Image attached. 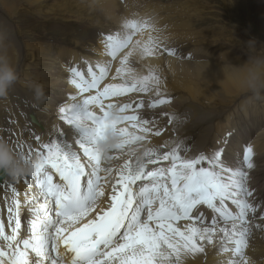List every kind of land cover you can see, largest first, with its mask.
Masks as SVG:
<instances>
[{"label":"snow or ice","instance_id":"snow-or-ice-1","mask_svg":"<svg viewBox=\"0 0 264 264\" xmlns=\"http://www.w3.org/2000/svg\"><path fill=\"white\" fill-rule=\"evenodd\" d=\"M155 32L148 20L125 17L101 35L103 62L68 65L73 91L58 106L60 126L46 139L33 133L36 147L24 154L33 171L2 172L0 264H187L208 247L224 264H250L252 226L264 221V196L248 183L253 148L245 144L233 162L231 132L194 153L171 138L153 144L164 124L140 110L170 101L159 75L134 76L131 60L136 50L144 60L175 54ZM63 126L83 132L70 151L57 140Z\"/></svg>","mask_w":264,"mask_h":264},{"label":"bare ground","instance_id":"bare-ground-1","mask_svg":"<svg viewBox=\"0 0 264 264\" xmlns=\"http://www.w3.org/2000/svg\"><path fill=\"white\" fill-rule=\"evenodd\" d=\"M26 1L33 7L35 3L40 4L44 0ZM103 2L105 6L101 3V7L106 10L98 13L101 14L99 18L105 16L106 20L113 24L112 28L101 26L102 29L99 27L95 29L96 26H91L88 36L69 26L63 31H56L54 28L43 29V32L46 31L48 34L47 37L55 35L56 38L52 36L49 40L47 38L44 41L33 40L35 43L33 41L28 43L20 41V38L15 36L16 27L10 20L15 7L20 2L0 0V50L2 51L0 58L6 59L16 69L21 80L10 90L7 98L0 99V137H7L22 144L21 153L26 154L30 145L36 147L32 139L33 133L46 139L53 125L60 126L57 118L58 106L63 104L73 91L67 79V67L70 63L83 68L81 62L84 60L93 63L97 60L103 62L106 57L103 54L101 35L118 31L125 17L145 19L154 26L158 25L155 19L149 21L156 9L147 5L141 10L135 9L140 0H104ZM90 20L94 23L95 19ZM196 49L181 51L175 55L161 54L148 60L139 57H133L131 60L138 75L153 71L161 76L163 94L170 101L155 109L140 110L147 118L164 124L161 135L153 137L152 142L158 144L171 138L179 141L182 146H187L194 153L210 145L215 146L221 138L231 132L233 135L230 137L232 143L229 158L235 162L245 144L252 146L254 167L249 172L248 183L257 197L264 196V89L254 94L249 86V71L255 69L264 73V70L260 69L261 67L237 62L235 59L225 60L223 56ZM114 67L115 64L113 72ZM164 75L167 80L163 79ZM24 81H36L42 84L48 99L44 103L37 104L32 92L24 86ZM196 86L202 88L199 90ZM179 89L182 92L178 91ZM132 95L134 94H130ZM204 95L208 99L217 98L221 106L217 105V110H211L212 113L207 114L205 119H197L199 110L203 108L199 109L195 105V100H201ZM144 99L147 102L151 97ZM218 108L221 109L218 111ZM185 111H189V114H184ZM152 113H169L175 119L173 124L169 125L166 123L167 116H154ZM14 122L17 125H14ZM82 135L81 130L63 126L62 134L58 135L57 140L65 150L70 151L74 149ZM16 186L23 193L25 185L22 180ZM0 219L7 221L3 185H0ZM256 224L264 226V221L259 219L254 221L246 251L250 257V264H264V227L257 228ZM225 259L226 256L219 255L215 247H208L206 254H201L195 259L189 258L187 264H224Z\"/></svg>","mask_w":264,"mask_h":264},{"label":"rangeland","instance_id":"rangeland-1","mask_svg":"<svg viewBox=\"0 0 264 264\" xmlns=\"http://www.w3.org/2000/svg\"><path fill=\"white\" fill-rule=\"evenodd\" d=\"M18 1L20 3L15 7L10 20L18 30L14 29L15 36L22 42L44 41L52 36L56 38L55 35L47 37L43 29L63 31L69 26L88 36L91 26L102 29L101 26L112 28L113 25L105 16L99 18L101 14L98 13L106 10L101 7V3L103 6L106 4L104 0H44L43 3H35L33 7L26 0ZM146 5L156 9L149 21L155 19L158 22L155 27L158 26L161 31L154 34L161 39L166 38L163 44L175 54L197 48L223 56L225 60L235 59L264 70V65L256 63L264 60V0H140L135 9L141 10ZM90 19H95L94 23ZM163 77L167 80L165 75ZM196 87L199 90L202 88ZM217 100L215 97L208 99L205 95L201 100H195V105L199 109L203 108L199 110L197 119H205L207 114L212 113L211 110H217L220 105ZM184 114H189V111ZM13 124L17 125L16 122Z\"/></svg>","mask_w":264,"mask_h":264},{"label":"clouds","instance_id":"clouds-1","mask_svg":"<svg viewBox=\"0 0 264 264\" xmlns=\"http://www.w3.org/2000/svg\"><path fill=\"white\" fill-rule=\"evenodd\" d=\"M159 32L161 29L155 27ZM159 40L162 43L166 42V38ZM141 54L138 50L133 51V57H139ZM257 65H264V60L256 61ZM133 75H138L133 72ZM20 76L16 69L4 58H0V99L8 97L10 90L20 83ZM24 86L27 87L33 94V99L37 104L44 103L48 97L44 91L42 84L36 81H24ZM249 86L254 94H257L260 89H264V73L258 72L255 69L249 71ZM35 161L29 162L23 153L16 152L13 146L7 139L0 137V172L6 173L10 177H22L31 174Z\"/></svg>","mask_w":264,"mask_h":264},{"label":"water","instance_id":"water-1","mask_svg":"<svg viewBox=\"0 0 264 264\" xmlns=\"http://www.w3.org/2000/svg\"><path fill=\"white\" fill-rule=\"evenodd\" d=\"M1 178H3V173H2V172H0V179H1Z\"/></svg>","mask_w":264,"mask_h":264}]
</instances>
